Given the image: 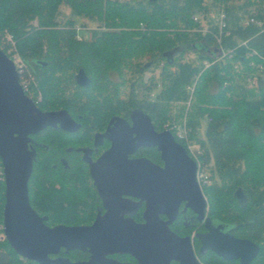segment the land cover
<instances>
[{
  "label": "trees",
  "instance_id": "trees-1",
  "mask_svg": "<svg viewBox=\"0 0 264 264\" xmlns=\"http://www.w3.org/2000/svg\"><path fill=\"white\" fill-rule=\"evenodd\" d=\"M220 9L226 13L229 35L218 45L217 25L209 13ZM197 14L206 22L195 21ZM76 17L96 20L100 28L83 37ZM245 17L261 25H243ZM0 30L11 38H0L1 49L7 52L13 42L26 63L20 83L25 80L22 88L29 98L33 95L39 110L65 109L82 120H97L137 108L149 112L156 128L165 129L173 117L170 104L178 102L176 121L185 119L189 137L202 150L201 169L209 174L202 188L208 216L232 228L235 237L258 244L259 254L250 264H264V74L259 68L264 61L258 57L264 58V0H0ZM221 48L233 49L224 61L216 60ZM189 52L196 57L186 59ZM152 67H160L159 80L144 82L143 74ZM81 69L90 79L88 86L74 80ZM31 72L36 80L29 84ZM246 77H256L255 88L246 86ZM158 81L161 89L150 100L147 93ZM194 82L186 105L187 86ZM38 93L41 100L35 98ZM205 117L210 120L203 139L196 130ZM52 161L33 168L28 182L31 207L47 216L49 226L91 224L93 190L85 181L84 167H71L74 183L55 188L39 178L46 175L51 183ZM3 178L0 175V211L5 202ZM237 189L242 199L234 195ZM85 252L60 254L83 261ZM202 263L237 264L212 253ZM0 264H24L6 240L0 242Z\"/></svg>",
  "mask_w": 264,
  "mask_h": 264
},
{
  "label": "water",
  "instance_id": "water-1",
  "mask_svg": "<svg viewBox=\"0 0 264 264\" xmlns=\"http://www.w3.org/2000/svg\"><path fill=\"white\" fill-rule=\"evenodd\" d=\"M74 80L80 86L90 82L82 69ZM132 120L130 131L90 165L92 174H100L102 188L110 196L105 213L89 225H47V217L38 215L30 205L28 182L35 151L28 148L29 135L47 125L60 123L64 129L76 125L65 109L44 112L36 107L22 88L17 68L0 47V161L5 182L2 220L6 241L21 258L37 264H201L192 237H181L170 229L180 202L198 212L199 219L207 212V201L197 181V164L171 131H156L142 112L134 113ZM131 131L136 136L132 137ZM142 145L155 146L164 166L146 158L128 157ZM152 192L154 198H148ZM124 195L146 201L144 222L123 215L120 205ZM234 195L243 197L241 189ZM160 213H167L168 220H162ZM212 221L207 217V232L196 234L201 253L210 250L239 264H250L257 257L258 244L237 238L224 231L223 223L214 226ZM62 250L87 251L89 258L71 261L58 256ZM113 254L128 255L136 263L108 259Z\"/></svg>",
  "mask_w": 264,
  "mask_h": 264
},
{
  "label": "flooded vegetation",
  "instance_id": "flooded-vegetation-1",
  "mask_svg": "<svg viewBox=\"0 0 264 264\" xmlns=\"http://www.w3.org/2000/svg\"><path fill=\"white\" fill-rule=\"evenodd\" d=\"M136 112H142L145 114L150 119L156 131L161 132L164 130L155 127L149 112H143V110L132 108L126 113L110 114L108 118L106 116L103 119L97 120H82L81 115L74 116L69 113L74 120L75 127L72 125L71 128L64 129L61 128L60 123H57L55 126H44L40 131L29 135L30 140L28 142V148L29 150L35 151L33 168H35L37 164H43V166L46 165L48 159L53 160L51 167L54 172H52V170L51 172L54 175L52 176L53 179L51 180V183L46 182V175L40 174L39 178L41 183H45L48 186L52 185L55 188H59L63 186V184L70 186L74 183V177L72 173L69 172L71 167L73 168L74 165H81L84 167L83 172L85 181L93 190L94 208L90 213L91 223L96 217L105 213L106 205L108 204L110 196L106 193V190L102 188L100 174H96L94 171L92 174L90 165L95 164L99 158L106 154L111 149L112 145L122 138L124 132L130 131L129 128L133 126L132 116ZM60 136L69 138L70 140L68 142H70V144L67 142V144L60 146L59 142L56 143V138ZM131 136H136V133L131 131ZM43 139H47V141H44ZM137 142L138 141L136 140L135 143ZM128 157L130 159L146 158L161 167L165 164L161 157V152L155 146H139L132 153L128 154ZM153 193L154 192H152V195L148 194V198H154ZM122 198L124 199V202L123 205L121 203L120 209L122 210L121 212H124L123 215L134 219V221L138 223L144 222L143 215L146 208V201L139 197L128 195H124ZM204 198L206 199L205 195ZM185 204L186 203L183 201L178 205V211L170 224V229L181 237L188 235L192 237L191 242L198 261L203 264V257L212 253L216 259H221L225 262H236L239 264L238 260L224 259L210 250H207L205 253L200 252L201 241L199 237H196V234H205L207 232L205 220L209 217L208 208L205 216L202 219H199V213H196L191 208H185ZM159 216L164 221H167L169 218L167 213H160ZM212 224L217 226L222 223L213 220ZM222 225H224L225 232L227 231L231 233L232 228H229L226 224ZM85 253L88 259L89 253L87 251ZM58 256L63 257L61 254ZM108 259L136 263L135 259L128 255L113 254L109 255ZM172 264L179 263L172 262Z\"/></svg>",
  "mask_w": 264,
  "mask_h": 264
},
{
  "label": "built area",
  "instance_id": "built-area-1",
  "mask_svg": "<svg viewBox=\"0 0 264 264\" xmlns=\"http://www.w3.org/2000/svg\"><path fill=\"white\" fill-rule=\"evenodd\" d=\"M193 19L195 21H198L197 16H194ZM214 19V24L217 25V33L215 34V40L218 43V45H221V41L222 38L229 35V30L227 28V17H226V13L223 9H220L213 17ZM249 24H256V25H261L260 21L256 20L254 17H249L246 18L245 20V25H249ZM0 38L2 39H7V40H11L10 35L8 33H6L5 35H0ZM243 44H245V42H243ZM233 52V49H228V50H224V49H220V54L219 56L216 58V60H222L224 61L225 56L229 55ZM7 55L9 56V58L12 60V62L14 63L15 67L18 70V73H21V71L25 68V64L22 60V58L20 57V55L15 52V47H14V43L12 42V47L8 49V51L6 52ZM258 55V54H257ZM258 57L264 61V58H262L260 55H258ZM210 63H205L206 66H208ZM259 68L260 70L263 72L264 74V64H259ZM172 71H175V68L172 67L171 68ZM249 79L254 78V84H256V77H248ZM22 84L21 85H26L25 80H22ZM194 86H195V82L192 85L187 86V93L189 95V99L188 101H186L187 105H189L193 91H194ZM26 89V88H25ZM30 98L33 99V95L29 94ZM37 100H40V94L38 93V95L35 97ZM36 101V100H35ZM210 119L206 117L205 119V124L209 121ZM203 125V122H202ZM201 125V126H202ZM200 128V125L198 126L197 130H196V135H197V131ZM165 129L171 131V133L173 134L174 138L178 139V141L183 142L185 144V146H183L188 155L196 162L197 164V181L198 184L200 186V188L202 189L204 186H206L209 183V178L206 177L204 175V170L201 169L200 163H199V159H198V154L201 153V149H200V145L196 142V139H191L188 135V132L190 131V128L186 126V122L185 119H183L182 123H179L178 121L172 120L171 122L168 123V125L165 127ZM198 145V149H195V151L192 149V147L194 145ZM192 146V147H191ZM196 147V148H197ZM1 163V161H0ZM0 175L3 176V168L2 166H0ZM0 211V215H1ZM3 213V212H2ZM6 240V236L4 233V228H3V220H2V216H0V242H3ZM24 264H35L33 262H30L29 260L24 259Z\"/></svg>",
  "mask_w": 264,
  "mask_h": 264
},
{
  "label": "rangeland",
  "instance_id": "rangeland-1",
  "mask_svg": "<svg viewBox=\"0 0 264 264\" xmlns=\"http://www.w3.org/2000/svg\"><path fill=\"white\" fill-rule=\"evenodd\" d=\"M238 3V2H237ZM62 12L63 13H65V14H68L69 13V11H68V9L67 8H62ZM215 13V11L214 12H211V13H209V17H212L213 18V15H215L214 14ZM202 15L203 14H197V19H202L203 20V23L204 22H206L205 20L206 19H204L203 17H202ZM246 18V17H245ZM243 19L242 20V24L243 25H245V20L246 19ZM76 22H77V24H78V29H79V32H80V35L81 36H83V37H86V38H89L90 37V34H91V32H92V30H97V29H99L100 28V24H99V22L98 21H96V20H92V19H90V18H88V17H76ZM261 23V22H260ZM6 33L4 32V31H1L0 30V35H5ZM196 57V54L194 53V52H189V53H187L186 54V59H191V58H195ZM148 58V56L147 57H144L143 59L145 60V59H147ZM25 63V62H24ZM26 64V63H25ZM170 70H172V69H170ZM235 70L236 71H238L239 70V68H238V66L235 64ZM32 73V72H31ZM30 74V73H29ZM160 74H161V69H160V67H155V68H149V69H147V71H145V73L143 74V76H142V79H143V81L144 82H146V81H149L152 77L153 78H156V79H158L159 80V77H160ZM31 75V77L29 78L30 80H29V84H31V83H34L35 82V78H34V75H33V73L32 74H30ZM245 80H246V86L248 87V88H255L256 87V85L254 84V78H252V79H249L248 77H246L245 78ZM25 83V82H24ZM128 88H129V84L127 83L125 86H124V91H125V95L127 94V92H128ZM160 89H161V85H160V82L158 81V83H157V85H156V87L154 88V89H152L151 91H149L147 94V96H148V98L150 99V100H154L155 99V96L159 93V91H160ZM120 91H121V88H120ZM65 95L66 94H64V97H65ZM40 100H41V98H40ZM180 104L178 103V102H174V101H172L171 102V104H170V110H171V115L173 116L172 117V119L173 120H175L176 121V115H177V110H178V106H179ZM186 105H187V103H186ZM91 117H94V115H91ZM95 118H93V119H91V120H94ZM172 119H169V120H167L166 122H165V124H164V127H166L167 125H168V123H169V121H172ZM205 119H206V117L205 118H203V119H201L200 120V128L198 129V133H197V136L200 138H205V136H204V130H205V126H204V124H205ZM178 120V119H177ZM202 122H203V125H202ZM202 125V126H201ZM70 139L69 138H67V137H63V136H60V137H58V138H56V143H60L59 145L60 146H63L64 144H67V142L69 141ZM69 144H70V142H68ZM198 145H194L193 147H192V149L195 151V149H198V147H197ZM197 147V148H196ZM204 175L206 176V177H208L209 178V174H208V171H206L205 170V172H204ZM4 206V205H3ZM2 212H3V209H2ZM0 216H2V213H1V215Z\"/></svg>",
  "mask_w": 264,
  "mask_h": 264
}]
</instances>
